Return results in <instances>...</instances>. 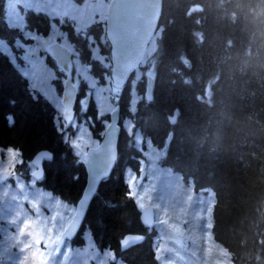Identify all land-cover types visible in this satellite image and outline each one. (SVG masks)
I'll list each match as a JSON object with an SVG mask.
<instances>
[{"label":"trees","instance_id":"trees-1","mask_svg":"<svg viewBox=\"0 0 264 264\" xmlns=\"http://www.w3.org/2000/svg\"><path fill=\"white\" fill-rule=\"evenodd\" d=\"M0 6V40L13 47L16 40L26 39L20 28L10 25L7 1L0 0ZM28 11L26 28L48 34L43 14ZM159 29L136 80L134 91L140 98L133 109L130 83L135 75L118 95L121 119L132 117L134 129L162 150V165L192 179L197 190L214 192L211 231L230 253L231 264H264V0H163ZM89 32L98 40L102 28ZM76 40H81L82 59L88 60L86 39ZM102 51H110L108 42ZM91 63L103 81L102 70L107 69L97 60ZM147 73L155 80L148 102ZM89 113L94 121L100 119L94 102ZM170 116L176 117L174 123ZM58 130L54 105L33 94L28 78L0 47V147L19 151L16 168L24 167L25 179L30 157L48 150L51 158L43 164L41 185L75 203L87 173ZM141 157L123 127L114 168L101 181L72 244H83L82 232L88 228L99 249L113 250L126 264H159L155 231L147 232L141 222L125 180L128 168L138 170ZM127 233L145 237L120 250Z\"/></svg>","mask_w":264,"mask_h":264},{"label":"rangeland","instance_id":"rangeland-1","mask_svg":"<svg viewBox=\"0 0 264 264\" xmlns=\"http://www.w3.org/2000/svg\"><path fill=\"white\" fill-rule=\"evenodd\" d=\"M6 1L10 25L20 28L26 40H16L13 47L0 40V47L28 78L33 94H43L53 103L63 141H67L73 153L82 160L88 147L97 146L103 135V131L99 132V137L93 134L89 120L83 113L84 108L89 106V102H94L98 117L106 125L108 114L119 95V90L112 86L109 53L102 51L106 37L101 32L100 38L96 40L88 32L89 28L98 26L105 29L109 0ZM29 9L49 16V34L42 35L26 28L24 15ZM80 37L86 39L90 49L88 60L81 57V40H74ZM54 41L72 50L69 70H64L69 74L66 77L75 85L76 95L80 93V100L86 99L81 108L80 103L76 105V98L74 118L68 126L65 122L60 123V119L63 120L60 95L62 98L65 74L62 77L44 61L43 51ZM152 50V47L149 48V53ZM92 59L107 69L102 70L103 81L93 73ZM141 74L142 71L138 69L135 79L130 83V89L133 90L131 109L140 98L134 87ZM58 84L61 90L55 87ZM75 105L79 107L76 111ZM122 124L142 153L138 170L128 168L125 180L136 193L133 198L138 209L148 204L154 207L156 224L149 230L155 229L153 248L159 264H231L230 253L213 238L211 231L214 192L207 188L197 190L192 179L187 181L180 173L162 165V150L135 130L133 122L127 117L123 118ZM9 149L0 147V264H39L41 254L44 264H111V261L113 264H124L112 250H100L88 228L82 232V245L68 242L63 250H59L58 239L74 213L75 203L61 200L58 195L38 184L31 175L25 179L21 175L24 167L19 170L16 168L21 162L19 151L11 148L10 152ZM144 168L145 176L138 183L140 171ZM27 169L31 173L36 167L30 164ZM133 178L135 182L130 186L129 181ZM46 211H50V214L46 215ZM37 239L41 240L40 245L36 244ZM181 239L188 244L187 251L178 244L177 240ZM45 242L47 248L44 247ZM34 252L37 253L35 257Z\"/></svg>","mask_w":264,"mask_h":264},{"label":"water","instance_id":"water-1","mask_svg":"<svg viewBox=\"0 0 264 264\" xmlns=\"http://www.w3.org/2000/svg\"><path fill=\"white\" fill-rule=\"evenodd\" d=\"M163 0H110L106 14V35L110 43L111 78L115 87L122 88L129 81L131 75L142 62L149 42L156 32L162 13ZM47 52L56 64L66 71L72 59V51L66 45L54 42L47 47ZM155 80L152 75L147 76L146 100L153 97ZM150 97V99H147ZM76 88L70 78L65 79L62 89V104L64 107L63 118L67 126L74 118V104L76 101ZM120 106L115 105L109 115V123L104 134L95 147H89L84 155L83 164L86 169V184L81 196L75 203V211L66 228L60 235L59 246L62 248L67 240H72L79 232L89 205L101 183L108 177L118 157V140L122 130L120 122ZM174 123L175 116H170ZM45 155L51 154L46 149H41L31 159L36 167L32 176L39 175L43 178L46 160ZM35 174V175H34ZM145 176L142 171L139 182ZM37 180V181H41ZM140 219L144 226L155 224V214L152 205H145L140 209ZM143 234H126L120 241L121 248L125 249L143 240ZM187 249V245L184 247Z\"/></svg>","mask_w":264,"mask_h":264},{"label":"flooded vegetation","instance_id":"flooded-vegetation-1","mask_svg":"<svg viewBox=\"0 0 264 264\" xmlns=\"http://www.w3.org/2000/svg\"><path fill=\"white\" fill-rule=\"evenodd\" d=\"M29 10H32V9H29ZM36 12V11H35ZM36 13H42L43 14V16H44V19H46V20H48V22H49V26H50V28H51V25H50V19H49V16L46 14V13H44V12H36ZM61 23V22H60ZM50 28H49V32H50ZM28 29V28H27ZM29 30V29H28ZM32 31V30H31ZM41 34V33H40ZM49 34V33H48ZM42 35H47V33L46 34H42ZM54 42H58V41H54ZM60 43V42H59ZM49 45V44H48ZM47 45V46H48ZM43 54H44V61L46 62V63H48V66L50 67V68H52L53 69V67L55 68V70H57L60 74H61V76L63 77L64 75L63 74H65V76H64V78L66 77V76H68V74L66 73V72H61V67H59V66H57V64H56V62H55V60L53 59V58H51L50 57V55L47 53V47L44 49V51H43ZM53 72H54V70H53ZM56 73V72H55ZM57 74V73H56ZM58 75V74H57ZM60 76V75H59ZM60 76V77H61ZM67 78V77H66ZM65 78V79H66ZM57 89L59 88L60 90H61V85L60 84H58V87L57 86H55ZM78 92V91H77ZM78 94V93H77ZM80 94V93H79ZM79 94H78V101H77V103H76V105H78L79 103H80V105H82V107L81 108H83V104H85V102H86V99H83V100H80V97H79ZM62 102V98H61V95H60V103ZM90 102H89V106H87L86 105V108H84V111H83V113H84V115H85V117H86V119H87V121H88V123H89V126L91 127V129H92V132H93V134L95 135V136H97V137H99V132L101 133L102 131L104 132V130H105V128H106V126H107V124L106 125H104L103 123H102V121L99 119H95V121H97V122H95L94 121V118L90 115L91 113H89L90 112ZM63 105V104H62ZM76 105H75V108H76ZM79 105V106H80ZM79 108V107H78ZM78 108H77V110H78ZM76 111V110H75ZM82 112V111H81ZM76 117V116H75ZM62 119H63V117H62ZM64 120V119H63ZM63 120H61L60 119V123L61 122H63V124H64V122L65 121H63ZM108 122H109V116H108ZM58 124V123H57ZM58 126V125H57ZM71 127V126H70ZM69 128V127H68ZM66 129H67V127H66ZM97 129V130H96ZM96 130V131H95Z\"/></svg>","mask_w":264,"mask_h":264},{"label":"snow or ice","instance_id":"snow-or-ice-1","mask_svg":"<svg viewBox=\"0 0 264 264\" xmlns=\"http://www.w3.org/2000/svg\"><path fill=\"white\" fill-rule=\"evenodd\" d=\"M147 99H150V97H147ZM8 120H9V126H11L12 123H14V121H13V119H12L10 116L8 117ZM9 151L11 152V148L9 149ZM14 156H15V154H14ZM44 158H45V159H50L51 157H50L49 155H45ZM34 175H35V174H34ZM35 179H36V180H40V179H42V177L39 176V175H35ZM134 182H135V178H133V180L129 181V185L131 186V184H133ZM135 195H136V193H135L134 191L131 190V187H129L128 196H129L130 198H132V197H135ZM45 214H46V215L50 214V211H46ZM49 231H51V230H49ZM177 231H179V229H177ZM49 239H51V237H49ZM40 243H41V240L37 239V240H36V244H37V245H40ZM25 247H30V245H25ZM44 247H45V248L48 247L47 242H45ZM36 255H37V253L34 252V253H33V256L35 257ZM39 264H44V261H43V258H42V254H41V259H40V261H39Z\"/></svg>","mask_w":264,"mask_h":264},{"label":"bare ground","instance_id":"bare-ground-1","mask_svg":"<svg viewBox=\"0 0 264 264\" xmlns=\"http://www.w3.org/2000/svg\"><path fill=\"white\" fill-rule=\"evenodd\" d=\"M14 1V0H13ZM4 2V1H3ZM2 3V2H1ZM0 11L2 10V7L0 6ZM25 10V9H24ZM29 12V11H28ZM3 13V12H2ZM26 13H27V11H26ZM1 14V13H0ZM2 15V14H1ZM25 16V15H24ZM30 16V15H29ZM1 17V16H0ZM26 17V16H25ZM25 19V18H24ZM2 20V19H1ZM26 20V19H25ZM36 21V20H35ZM41 21V20H40ZM39 21V23L38 24H41V22ZM4 22V21H3ZM5 23V22H4ZM30 23H32V20H31V22ZM35 23V22H34ZM36 24V23H35ZM42 25V24H41ZM34 26V25H33ZM36 26V25H35ZM38 26V25H37ZM40 27V26H39ZM42 27V26H41ZM36 29V28H35ZM158 39H160V38H158ZM81 44V43H80ZM79 48V47H78ZM81 49V48H80ZM89 55V54H88ZM82 56V55H81ZM85 57V56H84ZM86 58V57H85ZM89 58V57H88ZM87 62V61H86ZM55 75V74H54ZM57 75V74H56ZM60 75V74H59ZM59 79V78H58ZM210 90V89H209ZM211 92V91H210ZM207 95V94H206ZM210 96V95H209ZM203 97V96H202ZM211 97V96H210ZM204 99V98H203ZM205 100H207V99H205ZM151 101V100H150ZM148 102V101H147ZM172 112H174V111H172ZM131 115V114H130ZM171 115V114H170ZM176 115V114H175ZM129 116V115H128ZM134 116H135V114H134ZM136 116H137V114H136ZM135 116V117H136ZM132 118V117H131ZM131 118H130V120H131ZM178 118V117H177ZM2 143V142H1ZM5 144V143H4ZM7 144V143H6ZM10 144V143H9ZM12 145V144H11ZM36 149H38V148H36ZM34 151H35V149H34ZM22 153H24V152H22ZM27 153H25V155H26ZM28 155V154H27ZM30 155V154H29ZM31 155H32V152H31ZM31 159H32V157H30ZM25 159V158H24ZM28 161H30V160H28ZM26 162V161H25ZM72 167V166H71ZM185 177V176H184ZM34 178V177H33ZM185 178H187V177H185ZM34 180L38 183V184H40L41 185V181H37L35 178H34ZM86 184V183H85ZM42 186V185H41ZM85 187V186H84ZM84 189V188H83ZM83 192V191H82ZM127 234H129V233H127ZM131 234H136V233H131ZM126 235V234H125ZM125 235H124V237H125ZM123 237V238H124ZM122 238V239H123ZM121 239V240H122ZM120 240V241H121ZM142 241V240H141ZM120 250H123L122 248H121V244H120ZM120 261H122L124 264H126L125 263V261H123L121 258H120Z\"/></svg>","mask_w":264,"mask_h":264}]
</instances>
